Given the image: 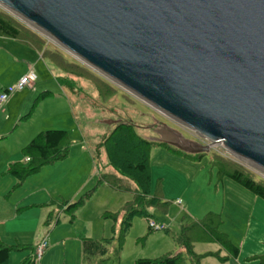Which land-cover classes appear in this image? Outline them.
Instances as JSON below:
<instances>
[{"label": "rangeland", "instance_id": "rangeland-1", "mask_svg": "<svg viewBox=\"0 0 264 264\" xmlns=\"http://www.w3.org/2000/svg\"><path fill=\"white\" fill-rule=\"evenodd\" d=\"M0 9L3 10L1 7ZM3 11L41 36L46 48L51 52H62L63 59L73 68L74 65L86 68L89 72L88 76L93 80L98 78L107 82L116 92L111 99L105 101L87 80L64 74L52 62L45 59L40 62L39 70L43 72V79L39 80V83L43 84L47 80L48 84L43 89L48 90L53 96L37 102L34 106L42 90L33 97L29 107L23 110L21 106L26 99V94L21 95L18 92L14 94L9 99H15L13 106L9 109H3L4 105L0 104V159L4 153L11 154L16 150L17 145L32 133L35 137L46 130H61L67 132L70 139L68 157L63 161L42 167L29 181V186L35 185V188H39L36 198L29 197L27 189L22 186L19 189H13L14 181L11 188L5 187L4 194L0 190V207L7 209L1 215L3 220H0V239L3 243L9 246H31L34 250L44 236L49 237L47 240L50 248L54 242L66 237V241L60 246H53L51 250H46L39 264H96L103 260H106V264H134L139 259H157L166 253H177L175 238L179 235L183 224L199 220L209 212L217 213L218 211L219 213L224 203L230 209L232 200H236L248 209L253 208L252 221L258 220L255 214L259 216L264 202L228 178L217 182L216 170L210 165V161L212 156H220L246 169L256 179L264 180L263 172L230 156L221 145L212 146L210 152L200 161L154 146L149 159L151 189L152 193H155L157 183L161 181L162 199L168 203L167 208L165 211L148 210L151 216L149 221L140 217L133 219L131 229L125 236L119 251L118 261H115L114 251L117 247L115 240L118 235L114 234L113 227L117 228L118 222L114 223L113 219L104 218L103 215L106 212L111 214L118 212L126 202L132 199V194L128 191H114L104 185V187H98L89 198L86 197V193L97 183L98 178L95 174L97 165L102 172H112L105 166L106 159L103 151L96 150L95 153V147L120 122L134 125L137 134L148 141L164 142L169 145L173 142L182 145L186 142H198L202 145L208 143L194 132L109 82L11 13ZM35 71L37 72V69ZM8 75L9 73L7 78L5 77L6 80ZM37 77L39 78V75ZM11 87L12 85L6 89ZM2 93L1 90L0 94ZM15 125H18L17 128ZM76 145H83L85 150L90 149L95 154L96 169L94 165L85 167L83 163L78 162L80 151L72 150V147ZM2 179L12 180L2 171L0 189L4 184ZM47 193L52 195V198ZM18 196L23 198L19 204L16 202ZM81 198L84 202L71 218L64 212V206L67 203H76ZM261 212L260 214L264 217V211ZM49 213L51 221L48 226L45 222ZM231 217L232 215H224L223 230L235 231L233 228L235 223L236 229L239 224L243 229L248 226L249 216L237 219H231ZM150 222H154L160 230L149 233L147 228ZM249 233L255 234L251 230ZM83 238L94 241L111 238L114 240L109 245L103 244L108 250L104 257L88 258L83 253L81 244ZM217 249L216 244H198L195 245L194 252L204 254ZM32 256L34 251H14L10 253L7 264H29L27 260ZM231 262L232 260L221 263L207 257L202 259L200 264H233Z\"/></svg>", "mask_w": 264, "mask_h": 264}, {"label": "water", "instance_id": "water-1", "mask_svg": "<svg viewBox=\"0 0 264 264\" xmlns=\"http://www.w3.org/2000/svg\"><path fill=\"white\" fill-rule=\"evenodd\" d=\"M109 82L264 173V0H0ZM164 143V142H161Z\"/></svg>", "mask_w": 264, "mask_h": 264}, {"label": "trees", "instance_id": "trees-1", "mask_svg": "<svg viewBox=\"0 0 264 264\" xmlns=\"http://www.w3.org/2000/svg\"><path fill=\"white\" fill-rule=\"evenodd\" d=\"M0 37L14 40L36 50L42 54L44 60L52 62L64 74L87 80L105 101L111 99L116 93L107 82L98 78L93 80L88 76L87 73L89 72L86 68L78 65H74L73 68L69 62L63 59L62 52H58L59 54L51 52L46 48L45 41L41 36L27 29L1 9ZM47 95H51V93H41L36 98L34 106L37 102L44 100ZM154 146L165 148L173 154L194 161H200L206 155H187L165 143L148 141L137 134L134 125L125 122L117 123L111 133L94 149L95 153L96 150L103 151L106 159L105 166L109 167L112 172H102L97 167L99 172L97 183L92 190L86 193V197L89 198L101 185H106L114 191H128L132 194V199L126 202L118 212L113 214L106 212L103 215L104 218L113 219L114 223L118 222L117 228L113 227L114 234L117 233L118 235L117 240H115L117 242L114 251L115 261H118L119 251L125 236L131 229L133 219L140 217L149 221L151 216L148 210L160 209L165 211L167 208L168 203L162 199L161 181H158L155 193H152L151 189L149 159L151 149ZM69 151L70 139L67 132L61 130L43 131L21 149L22 160L10 164L5 174L14 179L13 189H19L26 179L36 175L42 167L65 160ZM93 159L96 160L95 154ZM210 165L216 170L217 182L228 178L264 202V180L256 179L246 169L220 156H212ZM83 202V198H81L76 203H67V206H64V212L73 218ZM50 221L51 214L49 213L45 225L49 226ZM222 223L220 214L207 213L200 220L183 224L179 235L175 238L177 253H166L157 259H139L134 264H200L202 259L207 257L214 258L219 262L234 260L239 255V248L221 231ZM147 231L149 233L153 231L149 225ZM113 240V238L99 241L83 239L81 242L83 253L88 258L104 257L108 250L103 244L109 245ZM198 244H216L218 249L214 252L197 254L194 252V247ZM24 250L35 251V248L33 250L31 246H9L0 240V264L8 263L11 252ZM107 260L109 261V259ZM245 261H257L259 264H264V255L253 256L245 259ZM27 262L35 264L34 256L29 257ZM96 264H106V260Z\"/></svg>", "mask_w": 264, "mask_h": 264}, {"label": "crops", "instance_id": "crops-1", "mask_svg": "<svg viewBox=\"0 0 264 264\" xmlns=\"http://www.w3.org/2000/svg\"><path fill=\"white\" fill-rule=\"evenodd\" d=\"M43 60L44 59L42 58V54L37 52L36 50L31 49L27 46H24V45L14 41V40L0 37V91L6 90V87H8V86L15 85L18 82V80L20 78H22L28 71H33L35 76H36V79L31 86H26L21 91L18 92V93H21V95L26 94V99L21 106L22 110L27 109L29 107L33 97L38 92H40L42 90H43V92H48V90L43 89L48 84V82H46L47 80H45L43 84L39 83V80L43 79L42 78L43 72L41 70H39L40 62ZM35 69H37V72L35 71ZM8 73H9V75H8L9 77H8V80H6ZM38 75H39V78L37 77ZM59 84H60V82H59ZM16 93L17 92L13 93L11 95V97ZM49 96L52 97L53 94L51 93V95H47L45 97V99H47ZM9 99L5 103L2 104V105H4L3 109H6V108L9 109L13 106L15 99H11V100H9ZM17 126L18 125H15V128H17ZM33 138L34 137H33V133H32L31 135H28L23 141H21L17 145L16 150H14L11 154H5L4 153V155L0 159V163H1L0 164V170H1L0 174H2V171H4V174H5L7 168L10 164L22 160V156L20 154V151L25 146V144L27 145ZM73 147H76V148H73ZM73 147H72V150L78 149L80 151V158H79L78 162L83 163L85 165V167H87V166L91 167L92 165H94L95 169H96V163H95L96 160L93 159L94 154L90 151V149L85 150V146H83V145H80V146L76 145ZM97 167H98V165H97ZM93 172H94V168H93ZM95 174L97 175V178H98L99 172L96 171ZM6 176L11 178L12 180L4 181L2 179V182L4 183L2 185L3 186L2 189H0V190H2V192H1L2 194H4L6 192L5 187L11 188L12 183H13L12 181H14V179L11 176H9V175H6ZM33 177L34 176L26 179V181L22 185V188L24 187L27 189L26 192L29 195V197L31 196V198L32 197L36 198V195L38 193L39 188H35V185L29 186V184H28L29 181H31V179H33ZM6 179H8V178H6ZM101 186L104 187V185H101ZM0 187H1V185H0ZM222 188H223V186H222ZM47 195L50 198H52V195H50L49 193H47ZM22 199L23 198H20L18 196L16 198L17 204H19V202ZM32 204H38V203H32ZM222 205H223V202H222ZM6 211H7V209L0 207V220H3L1 215H3V213H5ZM252 211H253V208L248 209L245 206H242L241 204L237 203L236 200H232V205L230 206V209L228 206L226 207L225 203H224L223 207L221 208V211L219 213H218V211H217V213H215V214H220L222 217L223 223L221 226V231L223 233H225L229 237L230 241L235 246H237L239 248L238 257L236 259L232 260V262H231L233 264H259L257 261H245V259H248V258L253 257V256L264 255V221H262L264 219V217L260 214V213H262L261 211H264V207H263V209L260 210L259 216L257 214H255V216L258 217V220H255V221H252V218L254 215V213H252ZM209 213H213V212H209ZM224 215L225 216L232 215L231 219L232 218L237 219L239 217L242 218V217L249 216L248 217V220H249L248 226H246V228L243 229L242 225L239 224L238 229H236V225H235L236 223H235V224H233L234 225L233 228L235 229V231L232 229H229L230 231L229 230H227V231L223 230L224 225H225ZM250 230L255 234L251 235L249 233ZM48 238H49L48 236H44V238H43L46 240L47 244H48V240H47ZM83 239H81V242ZM237 240H238V242H237ZM64 241H66V237L61 239V240H57L56 242H54V244H52V247L53 246H60ZM51 248L48 245L46 250L47 251L51 250ZM46 250H45V252H46ZM45 252L43 253V255L45 254ZM41 259H42V257H41ZM41 259L38 262V264L42 261ZM228 261H230V260H228ZM228 261L221 262V263H226Z\"/></svg>", "mask_w": 264, "mask_h": 264}, {"label": "built area", "instance_id": "built-area-1", "mask_svg": "<svg viewBox=\"0 0 264 264\" xmlns=\"http://www.w3.org/2000/svg\"><path fill=\"white\" fill-rule=\"evenodd\" d=\"M36 76L33 71H28L22 78L18 80V82L12 86L10 89H6L2 94H0V104L5 103L10 96L15 93L21 91L26 86H31L35 81ZM149 227L152 230H160V228L154 223L150 222ZM48 244L45 239H43L35 248L34 259L35 262H39L44 251L47 249Z\"/></svg>", "mask_w": 264, "mask_h": 264}]
</instances>
